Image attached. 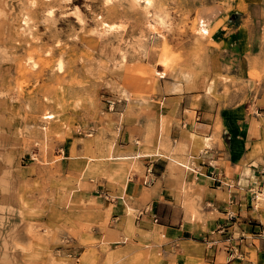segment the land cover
Here are the masks:
<instances>
[{"label":"rangeland","instance_id":"1","mask_svg":"<svg viewBox=\"0 0 264 264\" xmlns=\"http://www.w3.org/2000/svg\"><path fill=\"white\" fill-rule=\"evenodd\" d=\"M225 21L252 28L249 76L264 91V0H0V264H203L114 236L108 204L134 160L113 156L112 125L129 99V116H147L162 80L202 82L219 101L227 79L200 24ZM70 143L81 156L68 155ZM95 147L107 157L88 156ZM257 212L262 229L263 202Z\"/></svg>","mask_w":264,"mask_h":264},{"label":"crops","instance_id":"2","mask_svg":"<svg viewBox=\"0 0 264 264\" xmlns=\"http://www.w3.org/2000/svg\"><path fill=\"white\" fill-rule=\"evenodd\" d=\"M214 25L200 30L206 31L221 77L227 79V93L224 84L216 88L219 101L202 82L162 80L150 93L153 104L147 116L137 108L129 116L130 99L118 106L112 154L134 163L124 168L120 195L108 204L110 229L125 241L130 238L203 264L223 259L225 264H263V223L260 213L249 209L251 192L264 187V91L249 76L259 43L248 25ZM231 79L238 89L231 90ZM75 145L70 143L68 155L81 156L83 150ZM107 155L102 147L88 154ZM175 164L187 168L171 171ZM89 183L87 196L93 192V180ZM94 186L108 189L102 180ZM188 197L195 207L185 204ZM93 231L97 237L103 233L96 227ZM252 241H261V248Z\"/></svg>","mask_w":264,"mask_h":264},{"label":"built area","instance_id":"3","mask_svg":"<svg viewBox=\"0 0 264 264\" xmlns=\"http://www.w3.org/2000/svg\"><path fill=\"white\" fill-rule=\"evenodd\" d=\"M212 178H213V176H212ZM213 180L216 181L215 179H213ZM260 202L264 203V187L263 186L261 188L255 189L254 191L251 192L249 209L256 212L257 207H258ZM231 218H234V216L231 215ZM260 234H262V233H259L258 235H260Z\"/></svg>","mask_w":264,"mask_h":264},{"label":"bare ground","instance_id":"4","mask_svg":"<svg viewBox=\"0 0 264 264\" xmlns=\"http://www.w3.org/2000/svg\"><path fill=\"white\" fill-rule=\"evenodd\" d=\"M159 19H160V17H159ZM155 21H156V20H155ZM162 21H163V19H162ZM162 21H161V20H158V24H162ZM156 22H157V21H156ZM203 23H204V22H201V24H202V25H200L201 27L204 25ZM156 25H157V23H156ZM29 60H30V58H29ZM124 60H125V57H122V61H124ZM168 63H169V62H168V61H165V60L160 62V64H162V65H164V66H166ZM61 67H62V66H61V62H58V63H57V68H58L59 70H61Z\"/></svg>","mask_w":264,"mask_h":264}]
</instances>
